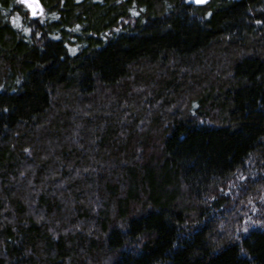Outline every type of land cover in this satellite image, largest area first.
<instances>
[{
	"label": "trees",
	"instance_id": "obj_1",
	"mask_svg": "<svg viewBox=\"0 0 264 264\" xmlns=\"http://www.w3.org/2000/svg\"><path fill=\"white\" fill-rule=\"evenodd\" d=\"M40 4L0 0V264H264V0Z\"/></svg>",
	"mask_w": 264,
	"mask_h": 264
},
{
	"label": "snow or ice",
	"instance_id": "obj_2",
	"mask_svg": "<svg viewBox=\"0 0 264 264\" xmlns=\"http://www.w3.org/2000/svg\"><path fill=\"white\" fill-rule=\"evenodd\" d=\"M22 2L24 4L27 5V7L31 10V13H32V16L35 17L38 15V12L39 13H42L43 9H42V6L40 4V0H22ZM193 2L195 3H202L203 0H193ZM13 24L17 27L20 26L19 24V17H16L13 19ZM25 32H28L30 31V29H27L25 28L24 29Z\"/></svg>",
	"mask_w": 264,
	"mask_h": 264
},
{
	"label": "rangeland",
	"instance_id": "obj_3",
	"mask_svg": "<svg viewBox=\"0 0 264 264\" xmlns=\"http://www.w3.org/2000/svg\"><path fill=\"white\" fill-rule=\"evenodd\" d=\"M20 3H21V5L24 7V8H26L27 9V11L29 12V14H31L32 15V13H31V10L27 7V5L26 4H24L23 2H22V0H18ZM41 13H39L38 12V15H40Z\"/></svg>",
	"mask_w": 264,
	"mask_h": 264
}]
</instances>
